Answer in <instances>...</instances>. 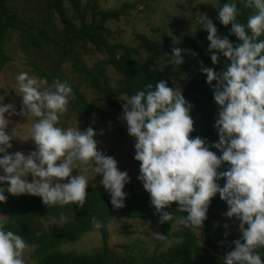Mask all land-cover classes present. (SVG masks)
Returning <instances> with one entry per match:
<instances>
[{"label": "clouds", "instance_id": "clouds-1", "mask_svg": "<svg viewBox=\"0 0 264 264\" xmlns=\"http://www.w3.org/2000/svg\"><path fill=\"white\" fill-rule=\"evenodd\" d=\"M241 3L245 9H254L246 25L238 20L236 3H224L218 10L220 23L231 25L230 34L240 41L238 45L218 36L217 28L205 15L195 16L208 33L212 64H218L221 57L227 60L220 72L201 64L206 83L215 82L213 99L219 111L213 127L218 142L210 147L221 155L211 151L199 136L191 138L195 130L190 114L193 106L183 97L181 88L168 87L164 80L156 82L154 88L147 83L143 90L123 100L121 118L128 135L135 138L134 160L140 164L137 179L149 194L159 222L174 219L165 209L176 203L177 211L187 213L179 223L200 232L210 202L219 194L228 208L225 217L239 221L241 234L232 242L234 250L224 256V264H262L257 249L264 248V39L258 38L264 37V0ZM185 51L173 48L168 63L182 65ZM16 79L21 111L17 113L11 103L0 105V185H7L0 187V203L6 202L7 192L12 196L40 197L45 206L83 208L91 173L92 180L102 176L100 183L109 193L113 209L125 207L127 194L123 189L130 177L127 171L118 169L112 156L98 150L93 128L80 131L78 125L58 126L69 101L75 99L68 82L55 80L49 87L46 80L27 72H21ZM6 113L38 118L29 129L35 151L27 155L20 151L9 153L11 141L18 139L19 133L18 127L7 131L12 121ZM224 164L229 165L228 169L218 171ZM74 170L78 175L72 176ZM220 180L225 181L223 187ZM67 221L68 217L61 213L56 223ZM92 224L97 230L104 227L96 217H92ZM156 236L165 239L163 235ZM28 248L21 235L6 230L5 223L0 222V264H25Z\"/></svg>", "mask_w": 264, "mask_h": 264}, {"label": "trees", "instance_id": "trees-1", "mask_svg": "<svg viewBox=\"0 0 264 264\" xmlns=\"http://www.w3.org/2000/svg\"><path fill=\"white\" fill-rule=\"evenodd\" d=\"M42 6V13L34 18L23 19L10 8L6 0H0V68L10 58L3 50V42L7 31H17L25 40V45L35 48L39 53L47 56L51 61L49 71H43L35 64H29L36 74L43 76L47 82L60 80L67 81L73 90L75 99L69 101L70 109L77 114L79 120L86 122L89 115L100 119H107L111 126L119 129L117 119L122 117V106L119 96L130 98L138 91L143 90L147 83L164 80L168 87L181 76H189L182 87V95L193 107L191 116L194 120V131L191 138L199 136L209 147L218 142L216 129L213 127L218 115V106L213 99V87L206 83L207 77L201 71L204 67L213 68L220 72L225 69L226 58L221 57L218 64L213 65L209 54V41L204 38L201 31L196 30L188 36L174 42L166 40L149 39L142 34H135L136 45L109 42L103 30L104 23L109 19H116L129 3H122L119 9H98L95 3L88 6V16L84 8H80L79 0H33ZM233 2L237 4L240 15L238 20L246 25L247 18L254 9H245L241 0H216L212 23L217 28L221 38L227 37L231 43L238 45L240 41L231 35V25L224 26L218 19V10L224 4ZM74 13L68 17L67 7ZM87 8V7H86ZM53 12L60 27L57 28L51 21ZM89 17V18H88ZM36 18V17H35ZM76 19V20H75ZM263 38H258V40ZM94 46L102 55L91 65H86L81 57V51H86V44ZM46 48L43 51V48ZM180 47L184 63L180 66L169 64L172 49ZM138 49L144 50V58L137 63L134 57ZM49 50L51 52H49ZM195 54V55H193ZM164 58L165 66L156 67V62ZM70 63L71 80L67 78L61 64ZM53 67V68H52ZM111 68L116 74L113 85H110L105 68ZM82 88H87L106 108L97 107L91 99H86ZM211 151L221 155L216 149ZM229 165L224 164L218 171L227 170ZM101 177L97 178V185H88V193L83 208L77 205L63 207L45 206L40 197L30 195L12 196L5 192L7 200L0 203V222L5 223V229L22 236L26 244L32 246L30 258L33 264H224L227 253L221 251L225 245L221 230L212 226V221L218 212L228 211L227 205L220 200L219 194L212 198L206 213L207 219L203 222V245L199 244L194 231L179 225L172 228L175 220L179 221L187 213L177 211L178 205L173 203L168 209L174 219L170 222L160 223V216L151 205L150 196L144 190L142 183L136 179L125 185L123 191L127 194L125 207L113 209L110 195L102 187ZM225 181L220 180L221 185ZM0 187H5L0 185ZM68 217L67 223L58 224L60 215ZM73 214V215H72ZM113 215L123 218L138 219L144 225L152 221L159 227V239L150 252L142 253L141 246L129 248L125 254H119L107 244V219ZM92 217H96L103 225L97 230L93 227ZM95 229L99 233L100 245L90 253H76L60 250V245L76 241L84 232ZM229 240L230 237L228 236ZM169 242V243H168ZM168 243V244H166ZM165 245L163 249L159 247ZM264 264V248H258Z\"/></svg>", "mask_w": 264, "mask_h": 264}, {"label": "rangeland", "instance_id": "rangeland-1", "mask_svg": "<svg viewBox=\"0 0 264 264\" xmlns=\"http://www.w3.org/2000/svg\"><path fill=\"white\" fill-rule=\"evenodd\" d=\"M79 2L80 8L82 7L86 11V16L89 15L88 6L91 3H95L96 7L101 10L119 9L122 3H129L130 6L124 9L116 19L105 21L106 30H103V33L111 43L116 42L134 46L137 43L135 34H142L149 39L174 42L199 30L202 32L203 37L206 38L208 33L203 30L201 24L197 23L195 16L200 13L212 20L216 0H79ZM6 3L23 19L34 18L33 20H36L42 14L40 12L42 6L37 2H33V0H6ZM65 6L67 7L68 17H74V13L69 9V4L66 3ZM50 17L54 26L59 28L60 24L56 15L51 12ZM7 32L3 42V50L10 59L0 68V105L11 103L14 105L15 111L19 113L23 105L22 97L18 91L17 76L21 72H27L38 80H46L43 76L36 74L29 62L35 64L43 71H49L52 64L47 56L39 53L31 46L25 45V40L17 31L9 30ZM261 38L264 39V37ZM45 50L46 48L44 47L43 51ZM49 52L51 51L49 50ZM81 57L86 65H91L97 59H100L102 55L97 52L93 45L87 43L86 51H81ZM143 58L144 50L138 49V54L134 57L135 61L140 63ZM164 66L165 60L160 58L156 62V67L163 68ZM61 69L64 75L71 80L70 63L68 61L63 62ZM105 71L110 85H113L117 74L108 67L105 68ZM188 78L189 76H181L176 82L172 83V87L182 89ZM53 82H47V86L50 87ZM82 91L85 98L91 99L97 107L106 108L105 104L98 102L89 89L82 88ZM126 99L125 96H119L121 103H124L123 100ZM5 116L12 121L7 131L11 132L13 128L18 127L19 133L18 139L11 141L12 147L9 149V153L14 154L20 151L27 155L29 152L35 151L34 142L29 139V129L38 118L19 115L8 116L7 113ZM116 124L119 129L111 126L107 119H100L92 115L87 117L86 122L81 121L69 107L68 111L60 116L58 126L68 128L78 125V130L80 131H84L91 126L97 133L94 139L99 142L98 150L108 156H112L117 161L118 169L122 172L127 171L130 177L129 183H132L140 174V164L134 160L135 138L128 135L126 122L122 118L117 119ZM76 170L80 172L81 168L78 167ZM77 171L74 170L72 176L78 175ZM0 174H3L2 170H0ZM88 175L90 178L89 185H97L99 175L93 180L91 179L92 174L88 173ZM27 179L31 182V175ZM64 183H67V180ZM224 183L220 186L223 187ZM4 186L7 187L6 184ZM226 212H218L216 219L212 221L213 228L221 230L223 234V239L216 241V243L221 242L225 245L221 249L224 253L234 250L232 242L241 238L239 221L235 220V218L227 219L225 217ZM225 224L228 225L227 229L224 227ZM179 225V221L175 220L171 227L177 228ZM106 229L108 246L119 254H125L133 246H141L143 249L142 253L146 254L152 250L153 245L159 240L156 235H160L159 227L152 221L142 225L138 219L123 218L118 215H113L107 219ZM225 232H227V236H225ZM194 233L198 243L203 245L202 231L196 230ZM228 236L231 240H229ZM241 242L243 243V241ZM99 245V233L95 229H91L84 232L76 241L66 242L60 245L59 248L62 251L90 253L97 249ZM164 247L165 245L159 248L163 249ZM31 252L32 246L29 245L28 250L24 254L25 264H33V260L30 258Z\"/></svg>", "mask_w": 264, "mask_h": 264}]
</instances>
